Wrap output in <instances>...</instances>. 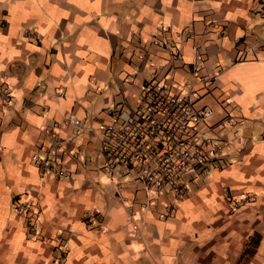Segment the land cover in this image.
Here are the masks:
<instances>
[{"label":"crops","instance_id":"obj_1","mask_svg":"<svg viewBox=\"0 0 264 264\" xmlns=\"http://www.w3.org/2000/svg\"><path fill=\"white\" fill-rule=\"evenodd\" d=\"M194 64L195 75H217L207 88ZM153 76L198 102L218 88L214 120L236 117L216 128L228 141L221 167L192 175L169 218L166 196L141 212V186L119 190L100 171L108 111L136 103ZM3 88L0 264H235L255 234L246 264H264V0H0ZM46 130L82 158L65 154L64 176L35 163Z\"/></svg>","mask_w":264,"mask_h":264},{"label":"built area","instance_id":"obj_2","mask_svg":"<svg viewBox=\"0 0 264 264\" xmlns=\"http://www.w3.org/2000/svg\"><path fill=\"white\" fill-rule=\"evenodd\" d=\"M171 59L179 55L176 46L171 47ZM198 69L194 64L193 75ZM203 87H208L216 74L195 75ZM196 90L185 86L165 83L153 76L145 81L136 103H125L123 107H112L108 113L112 122L102 126L101 154L104 159L100 171L111 181L117 177L115 186L120 190L125 182L141 186L143 200L139 210L156 209L157 200L167 197L163 218H169L177 203L188 195V182L192 175L208 172L210 167L220 168L228 145L227 139L216 128H230L236 117L225 114L214 120L215 113L207 105L198 104ZM0 106L10 107L7 88L0 91ZM73 131H80L85 122L75 113L66 116ZM48 147L46 157L35 155V163L41 175L62 170L65 154L82 160L78 152L65 149L53 130H46ZM248 201L241 198L232 202L233 207ZM19 211H25L21 206ZM128 218L133 222V233L139 234L136 211L128 206ZM93 223L92 215L88 217Z\"/></svg>","mask_w":264,"mask_h":264},{"label":"trees","instance_id":"obj_3","mask_svg":"<svg viewBox=\"0 0 264 264\" xmlns=\"http://www.w3.org/2000/svg\"><path fill=\"white\" fill-rule=\"evenodd\" d=\"M258 242H259L258 235L255 234L251 236V238L246 243L245 247L243 248L235 264H246L248 262L249 257L255 252Z\"/></svg>","mask_w":264,"mask_h":264},{"label":"rangeland","instance_id":"obj_4","mask_svg":"<svg viewBox=\"0 0 264 264\" xmlns=\"http://www.w3.org/2000/svg\"><path fill=\"white\" fill-rule=\"evenodd\" d=\"M214 95H218L219 94V90L218 88L214 89L212 92ZM212 93L204 95L202 97V99H200V101L198 102L199 104H206L209 107H211L215 113V115H219L220 113L222 114V112H220L219 106L217 104L216 101H214L213 97H212ZM110 121V120H109Z\"/></svg>","mask_w":264,"mask_h":264}]
</instances>
